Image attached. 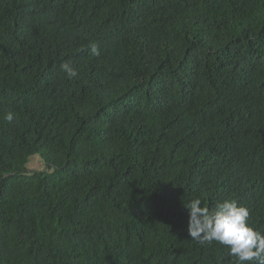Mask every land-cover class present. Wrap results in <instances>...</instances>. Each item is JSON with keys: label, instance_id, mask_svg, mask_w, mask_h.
Masks as SVG:
<instances>
[{"label": "trees", "instance_id": "trees-1", "mask_svg": "<svg viewBox=\"0 0 264 264\" xmlns=\"http://www.w3.org/2000/svg\"><path fill=\"white\" fill-rule=\"evenodd\" d=\"M197 197L264 233V0H0V264H235Z\"/></svg>", "mask_w": 264, "mask_h": 264}, {"label": "clouds", "instance_id": "clouds-1", "mask_svg": "<svg viewBox=\"0 0 264 264\" xmlns=\"http://www.w3.org/2000/svg\"><path fill=\"white\" fill-rule=\"evenodd\" d=\"M88 47L91 55L100 56L95 42ZM60 69L68 79L78 75L70 62L62 63ZM4 119L11 122L14 116L8 112ZM185 206L191 240L202 246L216 243L227 247L229 255L235 258V264H264V233L250 225V213L246 207L230 199L206 206L199 197L191 199Z\"/></svg>", "mask_w": 264, "mask_h": 264}, {"label": "rangeland", "instance_id": "rangeland-1", "mask_svg": "<svg viewBox=\"0 0 264 264\" xmlns=\"http://www.w3.org/2000/svg\"><path fill=\"white\" fill-rule=\"evenodd\" d=\"M29 168L31 171L45 170L46 165H45V162L41 158L35 157L32 159L29 165Z\"/></svg>", "mask_w": 264, "mask_h": 264}]
</instances>
